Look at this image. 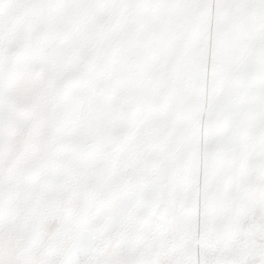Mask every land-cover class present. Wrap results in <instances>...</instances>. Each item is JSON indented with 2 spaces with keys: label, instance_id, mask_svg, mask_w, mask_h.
I'll list each match as a JSON object with an SVG mask.
<instances>
[{
  "label": "snow or ice",
  "instance_id": "snow-or-ice-1",
  "mask_svg": "<svg viewBox=\"0 0 264 264\" xmlns=\"http://www.w3.org/2000/svg\"><path fill=\"white\" fill-rule=\"evenodd\" d=\"M0 264H264V0H0Z\"/></svg>",
  "mask_w": 264,
  "mask_h": 264
}]
</instances>
